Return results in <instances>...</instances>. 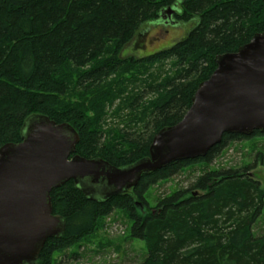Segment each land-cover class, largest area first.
Segmentation results:
<instances>
[{
	"label": "trees",
	"instance_id": "obj_1",
	"mask_svg": "<svg viewBox=\"0 0 264 264\" xmlns=\"http://www.w3.org/2000/svg\"><path fill=\"white\" fill-rule=\"evenodd\" d=\"M179 0H0V149L22 142L32 116L70 124L76 154L116 168L149 157L154 137L177 125L199 85L264 32V0H183L178 19L193 23L171 48L124 58L145 25ZM253 136L264 137V131ZM224 135L204 158L178 161L144 175L138 186L104 202L89 200L73 181L51 193L62 237L46 242L37 264L91 242L114 212L130 222L133 240L146 244L140 264H264V191L252 168L213 169L230 141ZM203 172L150 207L152 187L186 169ZM143 209V210H142Z\"/></svg>",
	"mask_w": 264,
	"mask_h": 264
},
{
	"label": "water",
	"instance_id": "obj_2",
	"mask_svg": "<svg viewBox=\"0 0 264 264\" xmlns=\"http://www.w3.org/2000/svg\"><path fill=\"white\" fill-rule=\"evenodd\" d=\"M174 13L169 8L161 16ZM216 63L183 120L158 132L149 157L128 167L75 155L80 136L70 124L30 117L22 142L0 149V264H37L46 242L64 235L66 223L54 215L51 193L68 182L89 200L104 202L137 187L144 175L204 158L226 134L263 132L264 32Z\"/></svg>",
	"mask_w": 264,
	"mask_h": 264
},
{
	"label": "rangeland",
	"instance_id": "obj_3",
	"mask_svg": "<svg viewBox=\"0 0 264 264\" xmlns=\"http://www.w3.org/2000/svg\"><path fill=\"white\" fill-rule=\"evenodd\" d=\"M181 3V0H179ZM162 25V23H157ZM145 25L123 50L122 56L146 57L171 48L193 27V23L182 25L175 30L172 26L162 27L161 34L146 44L140 32L149 28ZM157 27L152 29L158 32ZM184 31V33H183ZM250 139L230 141L221 155L213 162V169L252 168L250 175L260 182L264 191V137L249 136ZM203 171L197 166L186 169L167 182L159 183L148 193L150 207L157 205L159 199L178 189H189ZM143 210V209H142ZM106 225L95 234L91 242L75 247L65 255H57L60 264H140L146 257L147 248L143 241L133 240L130 234V222L123 212L116 211L105 221ZM257 235L264 234V213L254 229Z\"/></svg>",
	"mask_w": 264,
	"mask_h": 264
},
{
	"label": "flooded vegetation",
	"instance_id": "obj_4",
	"mask_svg": "<svg viewBox=\"0 0 264 264\" xmlns=\"http://www.w3.org/2000/svg\"><path fill=\"white\" fill-rule=\"evenodd\" d=\"M182 1L183 0H181V3H182ZM181 3H179L178 5H175L176 8L173 9L175 13L171 16V18L167 17L166 15H163L160 17V19L158 21H155L154 23L148 24V25H150V27L148 26L149 28L143 30L144 32H140L141 36H139V37L142 38V41H145L146 44L151 42L153 38H155L157 35L161 34L162 27L172 26L175 28V30H177V28L180 30L182 25H186V23L180 21L178 19V16H177V15H179L178 11H179V8H180L179 6L181 5ZM159 22L162 23V25L157 24ZM188 24H190V23H188ZM154 27L158 28L157 29L158 32H155V33L152 32L153 31L152 29H154ZM191 29L192 28L189 29V32L191 31ZM189 32L186 34V36L189 34ZM183 33H184V31H183ZM185 37H183V39Z\"/></svg>",
	"mask_w": 264,
	"mask_h": 264
}]
</instances>
